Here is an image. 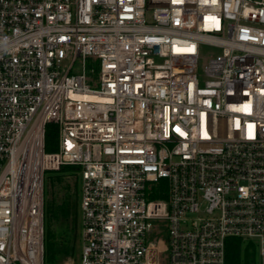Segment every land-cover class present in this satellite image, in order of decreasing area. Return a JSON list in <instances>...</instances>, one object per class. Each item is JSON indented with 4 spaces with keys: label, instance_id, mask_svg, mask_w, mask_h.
Wrapping results in <instances>:
<instances>
[{
    "label": "built area",
    "instance_id": "1",
    "mask_svg": "<svg viewBox=\"0 0 264 264\" xmlns=\"http://www.w3.org/2000/svg\"><path fill=\"white\" fill-rule=\"evenodd\" d=\"M66 165L81 264H225L230 237L264 264V0H0V264H45Z\"/></svg>",
    "mask_w": 264,
    "mask_h": 264
},
{
    "label": "trees",
    "instance_id": "2",
    "mask_svg": "<svg viewBox=\"0 0 264 264\" xmlns=\"http://www.w3.org/2000/svg\"><path fill=\"white\" fill-rule=\"evenodd\" d=\"M89 69L95 68L97 61L90 58L88 60ZM58 150V126L54 123H48L45 127V151L55 152ZM81 168L78 166L66 165L59 171L53 173L57 174L58 181L52 193L50 201L45 200V182H44V217L45 214L52 215L56 224L58 225L59 232L57 233L56 240V253L54 255L68 254L70 251L67 246V229L64 222L62 227L59 225L62 218L69 219V217H77L78 211V180ZM74 178L75 181L71 187L67 185V200L61 205L56 203L57 185L63 184L65 179ZM54 213V214H53ZM76 224V223H75ZM46 234V230H45ZM259 247L258 243L253 240H245L239 237H230L226 243V263L225 264H259L258 262ZM260 257V254H259ZM49 258V250H45V260Z\"/></svg>",
    "mask_w": 264,
    "mask_h": 264
},
{
    "label": "rangeland",
    "instance_id": "3",
    "mask_svg": "<svg viewBox=\"0 0 264 264\" xmlns=\"http://www.w3.org/2000/svg\"><path fill=\"white\" fill-rule=\"evenodd\" d=\"M149 18L151 19V14H149ZM199 79H200V86H204L205 81V69L208 64V61L211 56H215L220 53V49L214 48L208 45H200L199 47ZM80 62L77 61L75 68H79ZM76 72V70H74ZM80 175V174H79ZM58 181V177L56 173L53 172H47L45 175V200L46 202L50 201L52 197V193L54 191V188L56 186V182ZM75 179L69 178L65 179L63 184L57 185V193L55 195L56 197V203L58 205H61L64 200H67L66 194H67V185L71 187L73 186ZM81 178L79 176L78 180V211H77V217H69V219H65L63 217L60 221V226L62 227L63 223H66V229H67V246H69L70 251L68 254L64 255H54L56 253V240H57V233L59 232L58 225L56 224V221L54 218H52V215L45 214V250H49V258H46L45 264H81L82 261V211L80 206L81 201ZM54 214V213H53ZM76 223V224H75ZM258 262L261 264V258L258 254Z\"/></svg>",
    "mask_w": 264,
    "mask_h": 264
},
{
    "label": "bare ground",
    "instance_id": "4",
    "mask_svg": "<svg viewBox=\"0 0 264 264\" xmlns=\"http://www.w3.org/2000/svg\"><path fill=\"white\" fill-rule=\"evenodd\" d=\"M86 98H89V99H91L92 97H89V96H87Z\"/></svg>",
    "mask_w": 264,
    "mask_h": 264
}]
</instances>
